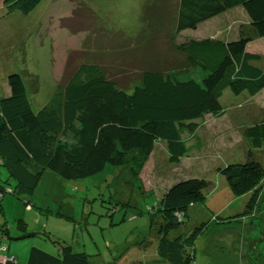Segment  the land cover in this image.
I'll use <instances>...</instances> for the list:
<instances>
[{
  "label": "rangeland",
  "instance_id": "1",
  "mask_svg": "<svg viewBox=\"0 0 264 264\" xmlns=\"http://www.w3.org/2000/svg\"><path fill=\"white\" fill-rule=\"evenodd\" d=\"M178 3L41 0L23 14L0 0V98L9 94L7 75L17 72L32 109L38 110L82 63L100 65L105 76L127 93L140 84L141 73L151 68L178 80L199 82L202 71L187 67L185 55L174 45L213 35L234 40L238 26L249 19L243 7L236 6L177 33ZM217 18L222 21L220 31L233 26L229 34L218 35ZM247 50L259 53L262 58L256 64L264 65V38L252 40ZM220 103L221 115L195 118L190 130L178 125L186 147L178 162H169L164 141L155 142L138 179H132L125 167L112 165L95 175L70 180L44 170L32 194L16 197L10 192L15 180L0 164V185L6 190L2 222L9 234L0 230L1 244L22 255V261L31 246L59 254L54 242L58 240L86 253L90 264H171L156 250L162 221L157 212L159 200L175 182L197 177L210 181L205 199L189 206L183 223L169 230L167 238L179 239L193 253L189 264H264V178L255 211L241 216L251 193L234 195L216 171L248 157L264 166V145L252 148L244 136L246 127L264 120V87L239 94L227 87ZM64 140L72 143L70 138ZM228 217L233 220L221 222ZM201 223L205 227L194 234ZM21 224L31 234L24 235Z\"/></svg>",
  "mask_w": 264,
  "mask_h": 264
},
{
  "label": "trees",
  "instance_id": "2",
  "mask_svg": "<svg viewBox=\"0 0 264 264\" xmlns=\"http://www.w3.org/2000/svg\"><path fill=\"white\" fill-rule=\"evenodd\" d=\"M40 1L3 0L23 14ZM236 6H242L249 19L247 24L239 25L236 39L189 38L174 45L185 55L187 67L202 71L199 82L193 78L178 80L151 68L141 73L140 84L127 93L105 76L100 65L82 63L57 85L48 103L33 110L22 76L17 72L8 74L9 94L0 98V164L15 180L10 192L16 197L32 194L44 170L70 180L95 175L112 165L125 167L132 179H138L157 141L166 143L169 162H178L186 153L179 126L190 130L195 118L221 115L220 97L227 87L234 94L264 87V65L256 64L262 57L247 50L252 40L264 38V0H179L174 29L177 33L194 29ZM244 136L252 148L264 145V120L246 127ZM66 138L72 143L67 144ZM216 171L224 176L234 195L251 193L240 215L253 213L264 166L248 157L245 162L229 163ZM209 186L210 181L191 177L175 182L163 193L157 209L162 221L156 246L163 261H192L193 253L185 244L166 235L183 223L189 206L204 201ZM5 191L0 185V210ZM232 220L228 217L221 222ZM205 225L201 223L194 234ZM20 227L25 229L24 224ZM0 230L9 235L4 224H0ZM28 234L31 232L24 230V235ZM54 242L59 254L31 246L26 264H90L86 253L73 250L70 244Z\"/></svg>",
  "mask_w": 264,
  "mask_h": 264
},
{
  "label": "crops",
  "instance_id": "3",
  "mask_svg": "<svg viewBox=\"0 0 264 264\" xmlns=\"http://www.w3.org/2000/svg\"><path fill=\"white\" fill-rule=\"evenodd\" d=\"M228 11V10H227ZM227 11H225V12H223V13H226ZM216 16H214V17H212V18H210V19H213V18H215ZM248 18V17H247ZM221 20L219 19V18H217V20H214V28H215V31L216 32H219L218 33V35H220V34H225V35H227V34H229V31H228V29H232L233 28V26H230V25H228L227 27H226V29L225 30H223V31H220V24H221ZM249 22V21H248ZM240 24V23H239ZM239 27V26H238ZM237 30H238V28H237ZM211 37H217V36H211ZM6 199L4 200V201H2V210H0V224H4L3 222H2V215L4 214V206L6 205ZM1 234V233H0ZM2 241H3V235H1L0 236V264H9V263H11V264H18V263H20V264H26V261H27V259L26 260H24V261H22L21 259V257H22V255L20 256L16 251H10L9 250V245H2L1 243H2ZM30 244V242H28L26 245H25V247L23 248V253H24V249L26 250L27 249V247H28V245ZM30 249V248H29ZM29 252V251H28ZM10 254H12V255H10ZM7 257H11L13 260H8V259H6ZM27 257H28V255H27ZM14 261V262H13Z\"/></svg>",
  "mask_w": 264,
  "mask_h": 264
},
{
  "label": "built area",
  "instance_id": "4",
  "mask_svg": "<svg viewBox=\"0 0 264 264\" xmlns=\"http://www.w3.org/2000/svg\"><path fill=\"white\" fill-rule=\"evenodd\" d=\"M6 259H8V260H13L11 257H7ZM14 262V261H13Z\"/></svg>",
  "mask_w": 264,
  "mask_h": 264
}]
</instances>
